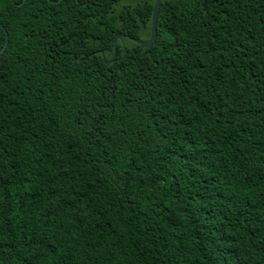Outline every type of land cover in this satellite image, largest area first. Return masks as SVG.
I'll list each match as a JSON object with an SVG mask.
<instances>
[{"label":"trees","instance_id":"16d2710c","mask_svg":"<svg viewBox=\"0 0 264 264\" xmlns=\"http://www.w3.org/2000/svg\"><path fill=\"white\" fill-rule=\"evenodd\" d=\"M22 1L0 264H264V0H162L149 48L116 38L149 39L155 0Z\"/></svg>","mask_w":264,"mask_h":264},{"label":"water","instance_id":"95a60500","mask_svg":"<svg viewBox=\"0 0 264 264\" xmlns=\"http://www.w3.org/2000/svg\"><path fill=\"white\" fill-rule=\"evenodd\" d=\"M26 0H23L21 3L17 4L18 6H21ZM62 0H51L52 3H59L61 2ZM161 3H162V0H155L154 2V6H153V12H152V22H151V35H150V38L149 39H146V40H143V39H139V38H135V37H132L130 35H127L125 33H120L117 35V38H116V42L119 40V39H123V38H126L136 44H139L141 47L143 48H149L151 47L154 42L156 41V38H157V34H158V30H157V21H158V14H159V10H160V7H161ZM7 41H8V38L6 37V41H5V44L4 46L2 47V49L0 50V53L3 52V50L6 48L7 46ZM102 54L103 51L101 52ZM104 60L106 62L107 65H110L111 63H113L114 61V57L111 59V60H106L105 57H104ZM77 65V62L75 61V66Z\"/></svg>","mask_w":264,"mask_h":264},{"label":"rangeland","instance_id":"374dc122","mask_svg":"<svg viewBox=\"0 0 264 264\" xmlns=\"http://www.w3.org/2000/svg\"><path fill=\"white\" fill-rule=\"evenodd\" d=\"M152 0H121L122 4H132V5H137V4H142V3H146Z\"/></svg>","mask_w":264,"mask_h":264}]
</instances>
